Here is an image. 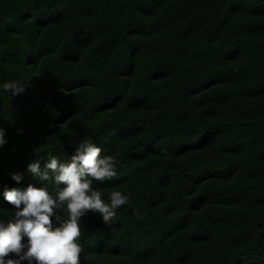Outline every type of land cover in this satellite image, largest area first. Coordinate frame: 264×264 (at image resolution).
Segmentation results:
<instances>
[{"label":"trees","instance_id":"1","mask_svg":"<svg viewBox=\"0 0 264 264\" xmlns=\"http://www.w3.org/2000/svg\"><path fill=\"white\" fill-rule=\"evenodd\" d=\"M0 128L5 221L28 163L116 159L79 264H264V0H0Z\"/></svg>","mask_w":264,"mask_h":264},{"label":"clouds","instance_id":"2","mask_svg":"<svg viewBox=\"0 0 264 264\" xmlns=\"http://www.w3.org/2000/svg\"><path fill=\"white\" fill-rule=\"evenodd\" d=\"M2 87L15 96L22 94L27 84L9 81ZM5 136L0 128V146L7 143ZM101 152L88 139L66 161L49 153L43 169L39 162L26 167L27 173L45 182L40 187L29 184L24 190L3 188L4 200L16 210L12 219H0V264H79L84 253L79 243L81 218L91 211L110 223L120 207L130 204L129 196L120 191L110 192L105 199L93 186L94 182L104 183L117 176L116 159ZM10 177L17 183L24 178L19 172ZM61 210L66 214H58ZM133 214L141 216L138 210Z\"/></svg>","mask_w":264,"mask_h":264}]
</instances>
